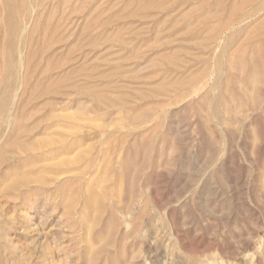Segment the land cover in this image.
<instances>
[{
    "label": "rangeland",
    "instance_id": "rangeland-1",
    "mask_svg": "<svg viewBox=\"0 0 264 264\" xmlns=\"http://www.w3.org/2000/svg\"><path fill=\"white\" fill-rule=\"evenodd\" d=\"M6 1L0 264H264V0Z\"/></svg>",
    "mask_w": 264,
    "mask_h": 264
},
{
    "label": "bare ground",
    "instance_id": "bare-ground-1",
    "mask_svg": "<svg viewBox=\"0 0 264 264\" xmlns=\"http://www.w3.org/2000/svg\"><path fill=\"white\" fill-rule=\"evenodd\" d=\"M2 1H3V0H2ZM7 1H8V0H7ZM7 1L5 2V4L7 3ZM16 1H19V0H9V2L6 4L7 9H5V10H7V13H9V16H8L7 13H6L7 15L5 14V12L3 11L4 8L1 7V10L3 9L2 11H3V13L5 14V15H1V16H7V17H10V18L13 20V18H12V17H13L12 14H13V12H14V10H13L14 8H13V7H15V6L18 5V4H17V5H14V3H16ZM27 1H28V0H27ZM22 2H23V0H22ZM1 3H2V2H1ZM19 3H20V2H19ZM25 3H26V2H24V4H25ZM24 4H23V5H24ZM29 4H30V3H29ZM31 4H32V3H31ZM2 6H3V5H2ZM6 6H5V8H6ZM21 6H22V5H21ZM30 6H31V8H33L32 5H30ZM22 7H23V6H22ZM25 8H26V7H25ZM25 8H24V9H25ZM15 9H17V8H15ZM25 10H26V9H25ZM27 10H28V9H27ZM33 10H34V9H33ZM21 11H22V9H21ZM31 11H32V10H31ZM23 12H24V11H23ZM26 12L29 13L28 11H26ZM32 12H33V11H32ZM15 13H16V11H15ZM15 13H14V14H15ZM17 14H18V12H17ZM25 14H26V13H25ZM22 15H24V14L22 13ZM251 15H252V14H251ZM17 16H18V15H17ZM243 16H244V14H243ZM246 16H247V15H246ZM15 17H16V16H15ZM24 17H25V16H24ZM31 17H32V16H31ZM250 17H251V16H250ZM10 18H9V19H10ZM19 18H20V12H19ZM2 19H3V17H1V20H2ZM9 19L7 18V20H9ZM16 19H17V17H16ZM1 20H0V21H1ZM7 20H6V17H5V21H7ZM12 20H11V21H12ZM18 20H20V19H17V21H18ZM26 20H27V19H26ZM3 21H4V19H3ZM3 21H2V22H3ZM20 22H22V21H20ZM24 22H26V21L24 20ZM21 24L23 25V23H21ZM3 25H4V22H3ZM9 25H10V22H9ZM9 25L6 24L7 27H8ZM4 26H5V25H4ZM11 26H12V25H11ZM7 27H5V28H7ZM1 28H2V25H1ZM1 28H0V29H1ZM9 28H10V26L8 27V29H9ZM17 28H18L17 25L12 26L13 31H16ZM3 29H4V28H3ZM4 30H5V29H4ZM22 30H24V29H22ZM25 30H26V29H25ZM3 32H4V31H3ZM20 32H21V31H20ZM6 33H8V30H7ZM6 33H3V34H6ZM12 33H13V32H12ZM29 33H30V31L28 32V35H30ZM25 34H26V33H25ZM14 35H16V34H14ZM19 35H20V34H19ZM11 36H12V38H13V34H12ZM3 37H4V36H3ZM18 37H19V36H18ZM0 38H1V36H0ZM2 40H3V39H2ZM17 41H18V40H17ZM17 41H15V42L17 43ZM1 42H2V41H1ZM5 43H6V42H5ZM2 45H3V43H2ZM15 45H16V44H15ZM16 46H17V45H16ZM4 47H5V46H4ZM16 48H17V47H16ZM16 48H15V49H16ZM17 49H18V48H17ZM1 51L3 52V50H1ZM5 51H6V50H5ZM17 52H18V51H17ZM5 53H6V52H5ZM7 54H8V53H7ZM19 55H20V54H19ZM0 56H1V54H0ZM2 56H3V55H2ZM33 56H34V55H33ZM13 57H14V56H13ZM30 57H31V56H30ZM32 58H33V57H32ZM32 58H31V59H32ZM1 60H2V62H4V61H3V57L1 58ZM22 60H23V59H22ZM26 60H27V57H26L25 61H26ZM26 62H28V60H27ZM3 64H4V63H3ZM22 64H23V63H22ZM22 64H21V65H22ZM218 65H219V64H218ZM3 66H5V64H4ZM3 66H2V67H3ZM219 66H220V65H219ZM219 66H217V67H219ZM20 67H21V66H20ZM2 69L5 70L6 68H5V69L2 68ZM16 69H18V68H16ZM11 71H12V70H11ZM14 72H15V70H14ZM0 73H2V70H0ZM14 74H15V73H14ZM211 75H212V74H211ZM1 76H2V75H1ZM1 76H0V77H1ZM26 77H27V76L22 77L23 80H24V78H26ZM218 77H219V76H217V78H218ZM1 78H2V77H1ZM20 78H21V77H20ZM22 78H21V80H22ZM23 80H22V81H23ZM25 81H26V80H25ZM23 83H25V82H23ZM15 84H16V83H15ZM13 85H14V84H13ZM22 85H23V84H22ZM19 87H20V86H19ZM14 89H15V88H14ZM0 92H1V91H0ZM8 94H9L8 91H7V90H4V92H3V98H2V100H1V101H3V103H6V100H7ZM14 94H15V93H14ZM99 98H100V97H99ZM17 99H18V98H17ZM100 99H101V98H100ZM11 100H12V99H11ZM9 105H10V103H9ZM4 106H5V105H4ZM8 107H9V106H8ZM9 112H10V111H9ZM18 113H19V112H18ZM7 114L9 115V113H7ZM15 114H16V113H15ZM18 115H19V114H18ZM18 115H17V116H18ZM9 116H10V115H9ZM14 116H15V115H14ZM19 116H20V118L22 117V116H21V113H20ZM24 117H25V116H23V118H24ZM12 118H13V115H12ZM17 118L19 119V117H17ZM21 119H22V118H21ZM15 121H16V120H15ZM8 122H10V119H9ZM12 122H13V121H12ZM10 126H11V125H10ZM33 126H34V127L36 126L35 123H34ZM32 128H33V127H32ZM16 129H17V128H16ZM16 129H15V130H16ZM19 129H21V128H19ZM27 129H28V128H27ZM27 129H26V130H27ZM26 130H25V131H26ZM17 131H18V130H17ZM23 131H24V130H23ZM30 131H31V130H30ZM32 131H33V130H32ZM32 131H31V132H32ZM19 132H20V131H19ZM19 132H17V133H19ZM31 132H29V133H31ZM20 134H21V133H20ZM14 135H16V132H14ZM11 136H12V135H11ZM16 136H18V134H17ZM16 136H13V138L15 137L14 139H16L18 142H20V141L18 140L19 138H17ZM13 138H10V139L13 140ZM7 139H8V138H7ZM12 140H11V142L13 143ZM5 141H6V140H5ZM8 141H9V140H8ZM17 141H15L16 144H17ZM6 142H7V141H6ZM6 142H5V143H6ZM5 143H3V144H5ZM6 144H8V142H7ZM13 144H14V143H13ZM4 146H5V145H4ZM8 146H10V144H8ZM11 146H12V144H11ZM5 147H7V146H5ZM1 149H3L4 152L6 151V150H4V147L2 146V148H0V154H1V153H4V152H2ZM7 149H8V148H7Z\"/></svg>",
    "mask_w": 264,
    "mask_h": 264
}]
</instances>
